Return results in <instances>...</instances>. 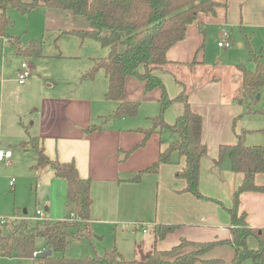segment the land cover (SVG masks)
I'll use <instances>...</instances> for the list:
<instances>
[{
	"label": "crops",
	"instance_id": "1",
	"mask_svg": "<svg viewBox=\"0 0 264 264\" xmlns=\"http://www.w3.org/2000/svg\"><path fill=\"white\" fill-rule=\"evenodd\" d=\"M239 1V22L256 20L258 15H245L251 0H247V5L242 4L244 0ZM228 2L230 0H226L225 14L220 13L217 17L200 15L188 27L184 40L168 51L169 64L152 72V76L164 86L169 99L173 100L184 89L187 90L191 110L202 118L201 138L207 148L199 163L198 191L202 198L186 192L185 180L175 176L185 166V158L177 154L172 155L170 163L160 165L156 173H145L138 182L131 181L139 171L156 162L158 154L178 138L163 129L154 132L144 142L143 130L150 129L151 119L160 113V88L146 92L144 81L127 77L124 98L128 102L139 103L138 113L135 117L106 122L117 103L105 98L108 80L103 70H98L92 80H82V76L94 66V58L91 57L78 70L81 82L86 84H78L70 91L68 87L60 94L23 96L27 113L32 118L30 132L25 130L27 137L38 139L40 150L49 159L60 163L73 162L79 176L90 180L92 204L88 224L97 228L109 225L121 236L132 232L135 253L140 256L142 253V258L152 250V230L157 225L178 227L156 241L155 248L161 251L170 250L182 238L193 242L230 240L231 217L228 210L233 206V193L243 183L244 175L232 172L227 157L217 162L219 149L236 145L238 135L243 136L246 146H264V113L244 110L242 100L238 98H243L242 87L237 86L234 93H227L218 77L194 83L195 78H199V70L204 67L205 26L218 25L220 32L225 29ZM31 70L32 65L29 68L32 75ZM260 96L262 94L259 93L255 101ZM182 111V104L172 103L163 113L164 122L173 125ZM91 125H102V130L85 133ZM5 145L1 142V148L6 149ZM24 150L34 154L30 163L40 174L38 181L45 192L41 202L45 212H42L46 219H67L72 215L73 206L66 200V182L57 178L49 166L35 168L32 148L25 145ZM128 152V157L122 160ZM254 183L264 189V173L256 174ZM41 210L36 209L35 213ZM239 212L246 213L249 227L262 229L264 233V191L242 193ZM97 228L92 227L95 232ZM138 230L143 237L137 236ZM247 246L257 250L259 243L255 237H249ZM113 248L128 260L116 245ZM233 254L230 246L221 245L207 252L203 258L221 259L228 263ZM242 264L252 263L248 260Z\"/></svg>",
	"mask_w": 264,
	"mask_h": 264
},
{
	"label": "trees",
	"instance_id": "2",
	"mask_svg": "<svg viewBox=\"0 0 264 264\" xmlns=\"http://www.w3.org/2000/svg\"><path fill=\"white\" fill-rule=\"evenodd\" d=\"M8 7L21 15H27L40 7L58 10L80 16L89 23V29H71L62 34L77 37L82 42L91 39L107 49L105 57L92 59L94 66L82 76V80H92L98 70H103L108 80L105 98L117 103L111 116L105 119L106 122L116 118L135 117L138 113L139 103L128 102L124 98V82L127 77L144 81L146 92L160 88V113L151 119L152 127L143 130L144 142L154 132L163 129L169 130L178 138L158 154L156 162L139 171L131 181L138 182L145 173H156L160 165L170 163L172 155L177 154L185 158V166L175 176L185 180L186 192L202 198L198 191L199 163L207 153L201 138L202 118L191 110L187 90L184 89L177 98L169 99L164 86L152 76V72L169 64L168 51L184 40L188 27L200 15L217 17L220 13L225 14L226 0H0V38L8 37V31L12 27L6 14ZM17 53L41 58V42H28ZM252 58L256 63L254 71L247 70L243 65L236 67L240 74L243 97L249 102H254L259 90L264 88V65L259 61V56L252 54ZM172 103L182 104L183 111L173 125H167L163 113ZM100 130L102 125H91L84 132ZM237 139L236 145L220 147L217 160L219 163L227 157L232 172L244 175L243 183L233 193V206L228 210L231 217V239L193 242L182 238L170 250L161 251L155 248L156 241L178 227L157 225L152 230L151 252L140 260H127L115 248L80 259L62 256L70 239L89 237L86 224L90 221L91 182L79 176L73 162L60 163L49 159L40 150L39 140L28 136L24 144L35 153L34 167L49 166L57 178L66 182V200L73 206L72 214L75 219L70 220L68 217L62 221L40 222L33 218L30 221L20 220L19 216L10 221L0 220V258L25 259L30 260V264H242L248 260L252 264H264L263 230L249 227L246 213L239 212V197L242 193L264 191L254 183L255 175L264 173V146H246L242 135H238ZM129 153H125L122 160ZM73 228H77L76 235H72L70 231ZM249 237H255L258 241L257 250L248 248ZM38 238L44 241V248L39 253L50 250L51 256H33V253L38 252L35 248ZM221 245L233 249L230 262L203 258L207 252ZM55 254L61 255L54 256Z\"/></svg>",
	"mask_w": 264,
	"mask_h": 264
},
{
	"label": "rangeland",
	"instance_id": "3",
	"mask_svg": "<svg viewBox=\"0 0 264 264\" xmlns=\"http://www.w3.org/2000/svg\"><path fill=\"white\" fill-rule=\"evenodd\" d=\"M239 3V0L228 2V15L224 26L229 32L228 48H220L217 45L221 39L218 25L205 26V43L202 47L204 53L200 54L201 57L203 53L204 67L199 70V78H195L194 83L204 78L218 77L225 91L234 93L237 86L241 87L240 74L236 69L238 65L254 71L256 63L252 54L259 56V61L264 65V3L262 0H251L245 15L258 16L256 20L244 23L239 22ZM247 3V0L242 2L243 5ZM6 14L12 22V27L8 31V37L0 38V148L1 142H5L6 149L11 152V159L7 165L0 163V220L10 221L20 216V220L30 221L36 209L45 212V206L41 203L45 192L38 181L40 174L35 172L30 163L34 154L24 150V143L28 139L25 130L30 132L32 118L27 113L23 96L60 94L68 87L70 91L78 84H86L80 80L79 67L86 65L91 57H105L108 51L94 40L85 39L82 42L77 37L62 34L63 31L71 29H89V23L80 16L41 7L27 15H21L8 7ZM31 41L41 42L43 58L17 53L19 48L23 49ZM22 63L29 68L32 65L33 71L31 70L30 80L18 84ZM28 83L31 84L30 87ZM263 91L264 88L259 90L258 94L262 96L254 102L246 101L243 96L238 97L242 100V107L246 112L264 113ZM226 95L229 97V94ZM11 179H14L13 186L9 184ZM80 227L84 229L82 225ZM86 227L89 237L70 239L62 256L70 259L92 257L95 252L112 249L116 245L128 260L142 259V253L141 256L135 253L131 241L132 232L121 236L119 231L114 232L113 227L109 225L97 228L87 223ZM92 227L98 231H93ZM70 231L72 235L77 234V228ZM137 233V236L143 237L141 231L138 230ZM35 248L43 250L44 241L38 238ZM30 263V260L25 259L0 258V264Z\"/></svg>",
	"mask_w": 264,
	"mask_h": 264
},
{
	"label": "built area",
	"instance_id": "4",
	"mask_svg": "<svg viewBox=\"0 0 264 264\" xmlns=\"http://www.w3.org/2000/svg\"><path fill=\"white\" fill-rule=\"evenodd\" d=\"M220 38L221 39L217 44L218 47L228 48L229 47V41H228L229 33L225 29L221 30ZM20 68H21V72L18 75L17 82L19 84H24L27 80L30 79L31 74H30L28 65H26L25 63H22L20 65ZM10 158H11L10 150L5 149V148H0V163H5L7 165L9 163ZM13 182H14V179H11L9 182L10 186H13ZM32 218L35 220H39L40 222L47 220L44 212H42V211H37ZM74 219H75L74 215L73 214L70 215V220H74ZM39 254H41V253L35 252V253H33V256L36 257Z\"/></svg>",
	"mask_w": 264,
	"mask_h": 264
},
{
	"label": "water",
	"instance_id": "5",
	"mask_svg": "<svg viewBox=\"0 0 264 264\" xmlns=\"http://www.w3.org/2000/svg\"><path fill=\"white\" fill-rule=\"evenodd\" d=\"M24 213H26V212L24 211ZM51 254H52V252H51L50 250H47V251H45V252H42V253H41V256H42L43 258H46V257L51 256Z\"/></svg>",
	"mask_w": 264,
	"mask_h": 264
}]
</instances>
